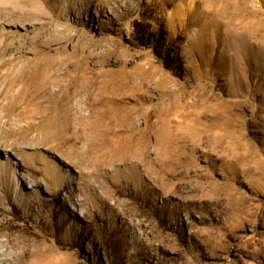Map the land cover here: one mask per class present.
Segmentation results:
<instances>
[{"label":"rangeland","instance_id":"rangeland-1","mask_svg":"<svg viewBox=\"0 0 264 264\" xmlns=\"http://www.w3.org/2000/svg\"><path fill=\"white\" fill-rule=\"evenodd\" d=\"M61 1L0 0L1 52L14 36L87 92L81 123L21 115L33 71L12 86L0 68V153L69 179L19 161L33 177L0 187V264H264V0Z\"/></svg>","mask_w":264,"mask_h":264},{"label":"bare ground","instance_id":"bare-ground-1","mask_svg":"<svg viewBox=\"0 0 264 264\" xmlns=\"http://www.w3.org/2000/svg\"><path fill=\"white\" fill-rule=\"evenodd\" d=\"M52 1L59 2V0H28L29 2L28 6L26 8L25 6H23L22 9H24V11L26 10L30 12L32 11L35 12L37 10L40 11L46 4H50ZM61 2L63 3L64 11L66 12L67 10H71L72 8L75 7V4H73L71 0H64V2L62 0ZM23 20L24 17L21 16L15 21L19 22L20 24L22 23ZM49 31H50V37L47 39L48 41L61 38L63 36V32H65L63 30L62 31L59 30L58 32L60 34L57 35L55 34L56 31L52 32L51 29ZM36 36H38V33ZM11 38H13L12 42L10 44L5 45L6 46L5 52H1L0 50V68L1 67L6 68L4 72L6 74V77L10 80L11 85L13 86L14 83H18L22 78V76H24L27 71L29 72L30 69H32L33 71L31 77L32 79L24 87L23 93L21 95H18L19 98L17 96H14L13 99V101L15 100V103H17V105L21 103L22 106L21 115L30 114L32 116H35V112L42 111V109L50 108L58 104L59 108L57 115L54 118V121L65 120L68 123L70 122L71 124L74 122L81 123L85 121L84 120L85 113L83 112L84 109L83 105H85L84 104L85 98L83 101L82 98H80V96L82 95L85 94L87 95V92L84 90L83 84L80 85L77 81L76 86L73 85L74 87L67 90V80L64 79L65 76L67 75V72L64 71L62 74L59 75L55 73V69L58 71L61 70L60 67H62V62L58 59H56L53 63L51 62V60L48 59L45 60L46 61L45 63L43 62L40 63L39 60L38 61L32 60V61H28L27 63H24L21 57V51L23 50V47L17 44L18 42L14 40L17 39L16 37L13 36ZM2 40H0V46L2 44ZM55 84H58L60 89L55 90L54 92L53 88ZM35 94L37 96H35ZM30 96L31 99L35 101H28L27 98ZM88 97L90 96L88 95ZM78 98H80V100ZM94 101H95L94 103L96 104L98 103L97 99H94ZM13 106L15 105L13 104ZM73 110L79 112L80 115L76 116L78 119H71V114ZM118 112L121 113V116L119 117L122 118L123 120L122 122L125 121L131 125L132 113H130L126 109ZM94 113L95 112H93V114ZM110 114L112 115V118H115L114 111L111 112ZM27 149L28 148L26 147L20 148V150H14L13 148H10L4 150L5 154L0 153V187L9 189L13 193H18L22 179L25 177H30V178L33 177V175L30 172L23 173L22 175L19 174L18 171L19 161L22 160V161H26L27 163H34V164L36 162L39 163L40 166L38 167L43 173L44 178L50 180L58 189L62 188L63 184L69 180L67 174L62 175L60 170L54 164H52L49 161V159L41 153V151L37 155V160H36V158L33 159L28 155ZM4 248L5 245L3 243H0V258H4L7 255V252Z\"/></svg>","mask_w":264,"mask_h":264}]
</instances>
